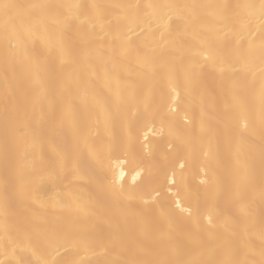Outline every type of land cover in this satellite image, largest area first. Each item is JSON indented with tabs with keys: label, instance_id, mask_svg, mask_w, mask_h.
Masks as SVG:
<instances>
[{
	"label": "bare ground",
	"instance_id": "bare-ground-1",
	"mask_svg": "<svg viewBox=\"0 0 264 264\" xmlns=\"http://www.w3.org/2000/svg\"><path fill=\"white\" fill-rule=\"evenodd\" d=\"M3 2L0 264H261L264 0Z\"/></svg>",
	"mask_w": 264,
	"mask_h": 264
},
{
	"label": "snow or ice",
	"instance_id": "snow-or-ice-1",
	"mask_svg": "<svg viewBox=\"0 0 264 264\" xmlns=\"http://www.w3.org/2000/svg\"><path fill=\"white\" fill-rule=\"evenodd\" d=\"M149 7H152L149 5ZM16 8V5H12L9 3L3 2V0H0V12L3 13L4 17L6 18V23L7 21L11 18L10 13L11 11ZM261 10L262 14H264V3L261 4ZM170 19V17H169ZM123 173H121V176ZM261 256L264 257V252L261 253ZM126 264H165V262H139V261H129L126 262ZM225 264H232L230 261H226ZM261 264H264V259L261 260Z\"/></svg>",
	"mask_w": 264,
	"mask_h": 264
}]
</instances>
